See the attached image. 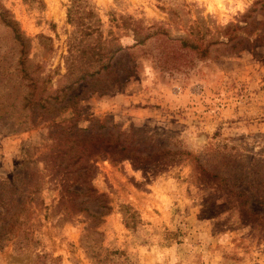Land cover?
Here are the masks:
<instances>
[{
  "label": "rangeland",
  "instance_id": "obj_1",
  "mask_svg": "<svg viewBox=\"0 0 264 264\" xmlns=\"http://www.w3.org/2000/svg\"><path fill=\"white\" fill-rule=\"evenodd\" d=\"M0 264H264V0H0Z\"/></svg>",
  "mask_w": 264,
  "mask_h": 264
},
{
  "label": "trees",
  "instance_id": "obj_2",
  "mask_svg": "<svg viewBox=\"0 0 264 264\" xmlns=\"http://www.w3.org/2000/svg\"><path fill=\"white\" fill-rule=\"evenodd\" d=\"M6 24L8 25L9 23H6ZM15 40H16V41H18V37H17V38H15Z\"/></svg>",
  "mask_w": 264,
  "mask_h": 264
}]
</instances>
